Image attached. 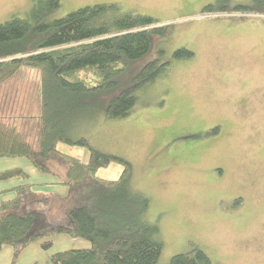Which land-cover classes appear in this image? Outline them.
<instances>
[{
    "label": "rangeland",
    "instance_id": "obj_1",
    "mask_svg": "<svg viewBox=\"0 0 264 264\" xmlns=\"http://www.w3.org/2000/svg\"><path fill=\"white\" fill-rule=\"evenodd\" d=\"M55 17L86 5L115 2L120 12L153 17L175 24L174 32L157 42L148 59L170 64L136 92L127 117L80 115L71 132L103 152L119 155L133 165L132 190L150 199L144 219L160 228L163 251L157 264H171L174 254L199 245L213 264H264V15L240 20L234 14H202L216 0H60ZM250 0H231L232 5ZM33 0H0V22L25 17ZM191 57L171 59L180 48ZM40 71L23 67L0 86V118L38 140ZM70 132L69 126L67 127ZM58 147L83 158L88 148L59 141ZM21 167L19 183L51 179L27 157L0 158V171ZM33 168L39 178L32 176ZM119 163L98 171L116 178ZM29 173V174H28ZM6 180H0L3 185ZM50 197L48 216L56 218L71 205L69 188L39 184ZM8 194V192H7ZM12 194V193H11ZM0 194V199L5 197ZM26 246L17 264H50L53 253L89 245L84 238L57 233ZM14 248L0 249V264H10Z\"/></svg>",
    "mask_w": 264,
    "mask_h": 264
},
{
    "label": "trees",
    "instance_id": "obj_2",
    "mask_svg": "<svg viewBox=\"0 0 264 264\" xmlns=\"http://www.w3.org/2000/svg\"><path fill=\"white\" fill-rule=\"evenodd\" d=\"M25 17L12 15L0 22V86L23 67L40 71L38 90L40 115L38 140L32 145L28 133L0 119V158L27 157L42 174L54 180L24 182L0 190L12 193L0 199V249L14 248L10 264L30 243L64 233L84 238L89 245L53 253L50 264H157L163 251L160 228L144 219L150 197L132 190L133 165L127 159L94 148L87 138L72 137L80 115L103 114L106 119L123 118L136 104V92L153 81L171 62L148 59L157 42L170 36L175 24H159L153 17L120 12L115 2L86 5L55 17L60 0H33ZM202 14H234L244 20L264 15V0L232 5L216 0L203 6ZM180 48L171 59L191 57ZM69 126L70 132L67 127ZM86 147L84 162L77 154L58 147L59 141ZM122 166L116 178L98 175L111 163ZM25 173L20 167L3 170L0 179ZM69 188L70 207L56 218L48 216L50 197L35 189L39 184ZM171 264H213L199 245L174 254Z\"/></svg>",
    "mask_w": 264,
    "mask_h": 264
},
{
    "label": "crops",
    "instance_id": "obj_3",
    "mask_svg": "<svg viewBox=\"0 0 264 264\" xmlns=\"http://www.w3.org/2000/svg\"><path fill=\"white\" fill-rule=\"evenodd\" d=\"M3 117H1L0 119H2ZM89 157H90V155L89 156H87L86 158H83V161L84 162H87L88 160H89ZM14 168H16V167H14ZM21 168V167H20ZM7 169H11V168H5V169H3V170H7ZM3 170H1V171H3ZM0 171V172H1ZM26 172V171H25ZM29 172H30V174L32 175V176H34V177H36L37 179L39 178V175H38V173L33 169V168H31V169H29ZM25 173H21V174H19V175H16V176H14V177H11V178H8V179H2V180H6V182L3 184V185H0V190L1 189H4V188H7V187H11V186H14V185H17V184H19V182H20V179H18V177H20V176H23ZM29 174V173H28ZM49 179H51V180H54V177H51V178H49ZM1 180V179H0ZM5 197H3V198H1V199H9V198H11L12 196H13V194H11V193H5V195H4ZM85 246H87V245H85ZM83 247V246H82Z\"/></svg>",
    "mask_w": 264,
    "mask_h": 264
}]
</instances>
